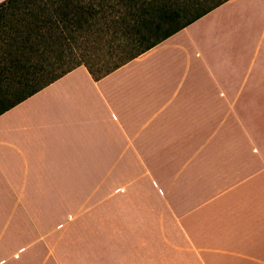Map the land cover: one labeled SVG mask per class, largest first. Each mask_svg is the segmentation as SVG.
<instances>
[{
    "label": "crops",
    "instance_id": "1",
    "mask_svg": "<svg viewBox=\"0 0 264 264\" xmlns=\"http://www.w3.org/2000/svg\"><path fill=\"white\" fill-rule=\"evenodd\" d=\"M49 213L91 218L52 238L34 221ZM0 264H264V0L1 114Z\"/></svg>",
    "mask_w": 264,
    "mask_h": 264
},
{
    "label": "trees",
    "instance_id": "2",
    "mask_svg": "<svg viewBox=\"0 0 264 264\" xmlns=\"http://www.w3.org/2000/svg\"><path fill=\"white\" fill-rule=\"evenodd\" d=\"M227 1L1 2L0 115L79 66L99 80ZM92 29L104 35L106 53L91 67L73 49L87 46L84 31Z\"/></svg>",
    "mask_w": 264,
    "mask_h": 264
},
{
    "label": "rangeland",
    "instance_id": "3",
    "mask_svg": "<svg viewBox=\"0 0 264 264\" xmlns=\"http://www.w3.org/2000/svg\"><path fill=\"white\" fill-rule=\"evenodd\" d=\"M85 35H88L87 37V46L82 45L80 46H75L73 51L74 53L78 56L82 53L84 55L83 57L80 56V63L85 64L87 66H91L94 62L96 61L97 57L103 58V56L106 53V46H105V41L104 35L102 33H97L95 30H86L84 31ZM53 58H48V61H52ZM47 61V62H48ZM46 62V63H47ZM151 187L156 189V184L158 185L159 189H175V183H169V182H164V183H154L151 182L149 183ZM155 184V185H154ZM163 184V186L161 185ZM173 184V185H172ZM137 183H133V189L136 187ZM156 186V187H155ZM124 188V183H117V191H120ZM115 201V203L111 202V205L115 206H122L124 204V198L122 196H116L112 197L111 201ZM129 201H134V199H127ZM168 200L170 201L171 204H175V199H163V203L161 204H168ZM74 199H69V204L72 205ZM85 202L87 205H103L107 206L109 204V199L106 197H101V198H94V199H85ZM94 215V214H93ZM35 219L34 221L36 222V229L37 227L40 228L39 233L43 232V234H50L52 238H59L62 233H69V235H73L75 233V230L72 229L73 226H71L75 221L78 219H82L84 216L81 214H66V213H49V214H35L34 215ZM33 218V216H32ZM91 218V216H85V219ZM39 224V225H38ZM66 235V234H65Z\"/></svg>",
    "mask_w": 264,
    "mask_h": 264
}]
</instances>
